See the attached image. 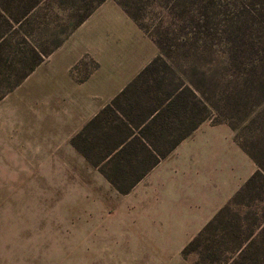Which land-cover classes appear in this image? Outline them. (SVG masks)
<instances>
[{
    "label": "rangeland",
    "instance_id": "1",
    "mask_svg": "<svg viewBox=\"0 0 264 264\" xmlns=\"http://www.w3.org/2000/svg\"><path fill=\"white\" fill-rule=\"evenodd\" d=\"M124 1L163 45L155 74L139 79L133 96L145 98L156 76L167 89L191 85L220 111L151 174L119 190L141 164L128 165L133 155L125 152L102 161L112 128H89L78 140L84 154L70 137L159 50L115 0L101 2L0 98V264H229L223 257L237 255L248 226L264 220V21L231 22L226 0ZM60 2L63 17L82 4ZM31 31L26 37L37 43ZM22 37L14 33L13 43ZM15 75L0 78V92ZM241 145L263 176L185 249L256 170Z\"/></svg>",
    "mask_w": 264,
    "mask_h": 264
},
{
    "label": "trees",
    "instance_id": "2",
    "mask_svg": "<svg viewBox=\"0 0 264 264\" xmlns=\"http://www.w3.org/2000/svg\"><path fill=\"white\" fill-rule=\"evenodd\" d=\"M103 1L81 0L82 4L76 12L63 17L57 12L61 8L62 2L60 0H0V10L2 12L8 13L13 8L19 10V13L15 16L0 14V19H2L0 23V78L6 74L10 77L12 74H16L15 78L7 82L1 90L0 98L16 87ZM115 1L144 31V26L138 22L137 16L131 10L128 1ZM229 1H232V3L229 4ZM256 1V3H253L251 0H226L228 3L226 5H230L234 9V16H231L229 20L231 22L243 18L245 20L246 17L254 19L256 16L258 17L257 20L264 21V5L259 0ZM257 4L258 6H256ZM260 6H263L261 12ZM257 9L259 10L258 14L255 12ZM53 19H55L54 22ZM29 26L34 29L31 34L36 35L37 43L35 38L32 42L26 37ZM19 31L24 33V37L14 44L12 37L14 33L19 34ZM144 32L156 44L159 53L70 139L71 144L84 154L78 140L83 138L89 128H112L108 134L105 131L102 132L111 136L107 137L110 142L102 161L106 158L107 160H110V158L115 159V155H122L125 152L133 155L129 159L128 165L130 163L141 164L130 184L124 189H119L114 180L101 169L115 188L121 191H126L134 186L151 168L189 136L201 122L209 118L213 111H220L221 108L213 105L207 98L199 96L196 89L191 85L182 82L173 89H167L163 84V80H159L156 76L153 81L150 80L154 83H149L146 90L142 92L145 98L137 97V95L134 97L132 91L134 84L141 78L145 80L151 78L162 58L160 54H162L163 45L160 40L152 34ZM216 32L219 33L218 30ZM8 36L11 38H8ZM1 84H3L2 79H0ZM104 115H106L105 118ZM109 115H114L115 118L109 120L107 118ZM216 121L227 122L226 119ZM103 123L106 125L103 126ZM241 148L254 159L257 165L256 170L230 200L188 242L185 249L199 241L222 212L229 209L234 199L251 187L258 177L263 176L261 164L255 156L243 145H241ZM95 164L97 163L95 162ZM255 227L248 226V230L244 233L240 244L236 246L237 248H234L237 255H226L222 260L229 261V264H264V257L263 259L257 257L258 253L264 252V246L262 249L256 246L258 238L264 235V220L262 223L256 224ZM237 237L238 234H235L234 238Z\"/></svg>",
    "mask_w": 264,
    "mask_h": 264
},
{
    "label": "crops",
    "instance_id": "3",
    "mask_svg": "<svg viewBox=\"0 0 264 264\" xmlns=\"http://www.w3.org/2000/svg\"><path fill=\"white\" fill-rule=\"evenodd\" d=\"M122 10H123V9H122ZM123 12H124V11H123ZM0 13H1V12H0ZM124 14H125L129 19H131V18H130L125 12H124ZM1 15L6 16V15H4V14H1ZM131 20H132V19H131ZM132 21H133V20H132ZM133 22H134V21H133ZM134 23H135V22H134ZM135 24H136V23H135ZM136 26H137V24H136ZM137 27H138V26H137ZM138 28H139V27H138ZM139 29H140V28H139ZM140 30H142V29H140ZM71 33H72V32H71ZM71 33H70V34H71ZM146 35H147V34H146ZM148 37H149V36H148ZM150 39H151V38H150ZM154 44H155V43H154ZM155 46H156V44H155ZM156 47H157V46H156ZM157 50H158V47H157ZM158 53H159V51H158ZM154 57H155V56H154ZM154 57H153V58H154ZM153 58H152V59H153ZM152 59H151V60H152ZM151 60H150V61H151ZM150 61H147L145 64H143L142 66H140V68L138 67L140 70L136 73V75H137V74H138V73H139V72H140V71H141V70H142V69H143V68H144V67H145ZM134 65H135V63L132 64L133 67H134ZM131 68H132V67H131ZM136 75H135V76H136ZM135 76H134V77H135ZM134 77H133V78H134ZM133 78H132V79H133ZM132 79H131V80H132ZM131 80H130V81H131ZM130 81H129V82H130ZM129 82H127L126 85H127ZM126 85H125V86H126ZM125 86H124V87H125ZM124 87H123V88H124ZM123 88H122V89H123ZM122 89H121V90H122ZM121 90H119L115 95H117ZM115 95H114V96H115ZM114 96H113V97H114ZM113 97H112V98H113ZM112 98H111V99H112ZM111 99H110V100H111ZM110 100H109V102H110ZM109 102H107V103H109ZM107 103H105L103 106H101L100 109L96 110V111L92 114V116H90V117H88V118L86 117V119H85L84 121L77 123L76 126L74 127V128H75V129L73 130V133H74V134L72 133V136H74L78 131H80L81 128L83 127V125H84L88 120H90L95 114H97V113H98V112H99V111H100V110H101V109H102ZM70 135H71V134H70ZM72 136L70 137V139L72 138ZM187 137H188V136H187ZM187 137H186V138H187ZM186 138H185V139H186ZM183 140H184V139H183ZM183 140H182V141H183ZM182 141H181V142H182ZM181 142H180V143H181ZM180 143H179V144H180ZM179 144H178V145H179ZM178 145H177V146H178ZM177 146L174 148V149H175V152H176V150H177ZM174 149H173V150H174ZM173 150H172V151H173ZM172 151H171V152H172ZM171 152H169L164 158H162V159H161V160H160V161H159V162H158L153 168H151V169H150L145 175H147L148 173L151 174V173H152L154 170H156L160 165H162L166 160H168V159L170 158L169 156H171V154H172ZM165 158H166V159H165ZM163 159H165V160H163ZM162 161H163V162H162ZM176 161H177V160H176ZM176 161H175V162H176ZM161 162H162V163H161ZM175 162H174V164H175ZM160 163H161V164H160ZM159 164H160V165H159ZM174 164H173V165H174ZM171 168H172V167H171ZM171 168H170V169H171ZM170 169H169V170H170ZM165 170H168V169H165ZM145 175H144V176H145ZM144 176H143V177H144ZM143 177H142V178H143ZM142 178H141V179H142ZM139 181H140V180H139ZM139 181H138V182H139Z\"/></svg>",
    "mask_w": 264,
    "mask_h": 264
}]
</instances>
